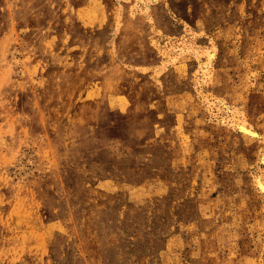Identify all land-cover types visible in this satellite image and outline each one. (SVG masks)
I'll list each match as a JSON object with an SVG mask.
<instances>
[{
    "label": "rangeland",
    "instance_id": "374dc122",
    "mask_svg": "<svg viewBox=\"0 0 264 264\" xmlns=\"http://www.w3.org/2000/svg\"><path fill=\"white\" fill-rule=\"evenodd\" d=\"M136 4L0 0V264H264V0Z\"/></svg>",
    "mask_w": 264,
    "mask_h": 264
},
{
    "label": "bare ground",
    "instance_id": "6f19581e",
    "mask_svg": "<svg viewBox=\"0 0 264 264\" xmlns=\"http://www.w3.org/2000/svg\"><path fill=\"white\" fill-rule=\"evenodd\" d=\"M136 2H137V4H136V8H137V10L139 9L140 10V6H142L141 8H142V10L144 9V13H147V11H148V7H146L147 6V4H148V2H150V0H136ZM138 3L140 4V5H138ZM192 32V31H191ZM193 35H195L194 33H193ZM194 38V37H193ZM192 41V40H191ZM178 43V42H177ZM194 44V43H193ZM212 46V45H211ZM192 45L191 44H187V42H186V40H183V41H181V43H178V44H176V45H173V47H171V49L170 48H168V49H170V51H174V53L178 56V54L180 55L181 53H184V52H186V51H191V49H192ZM200 48V47H199ZM194 49V48H193ZM199 51H200V49H199ZM216 50H215V47L213 46V47H211V48H209V49H207V51L205 52V56H206V61L205 62H203V64H202V62H201V64L202 65H200L199 66V74H201L200 76L202 77L200 80H199V82H200V86H201V84L202 83H206L205 82V77L207 76V73H208V71H209V69L212 67V63H213V60H214V58H215V54H216V52H215ZM177 52V53H176ZM201 52V51H200ZM194 53H195V55L196 56H199V55H201L199 52H197L196 50L194 51ZM171 55V54H170ZM204 55V54H203ZM177 56H173V57H171L169 60H168V63H174L175 62V60H176V57ZM193 56V55H192ZM167 61V60H166ZM165 61V62H166ZM162 65V64H161ZM159 66V68L160 69H157V74H159L163 69H164V67L167 65L166 63L165 64H163V66ZM211 66V67H210ZM196 74H198V73H196ZM211 74V73H210ZM209 77H210V75H208ZM205 85V84H204ZM201 88V87H200ZM199 90V89H198ZM199 92V91H198ZM201 93V92H200ZM221 103V102H220ZM219 103V104H220ZM226 103V102H225ZM209 104H211V103H209ZM212 104H214V103H212ZM216 104V103H215ZM218 104V103H217ZM216 104V105H217ZM224 104V103H223ZM222 105V104H221ZM218 106V105H217ZM222 107V106H221ZM221 107H219L218 108V110H221L222 111V108ZM228 107V106H227ZM232 110V109H231ZM236 110V109H235ZM233 111V110H232ZM232 111H230V115L232 116V118L235 120V121H237L238 123H240V125L243 127V129L244 130H247V131H245L246 133H244V131L242 130V133H244V134H249V131L250 130H252L251 129V125H249V127L247 126V123L245 122V121H240V119L238 120L237 119V117H236V115L234 114V111L232 112ZM232 112V113H231ZM228 113V112H227ZM236 114H238L237 112H235ZM229 115V114H228ZM224 117V116H223ZM223 119V118H222ZM221 119V120H222ZM227 120H229V117L227 118ZM232 121V120H231ZM227 123V122H226ZM225 124V123H224ZM229 126H230V124H231V122L230 123H227ZM232 125V124H231ZM235 125V124H234ZM236 126H237V124H236ZM232 127V126H231ZM242 127H240V128H242ZM240 130V129H239ZM250 132H252V131H250ZM253 135V134H252ZM260 155H262V154H260ZM261 157V156H260ZM259 161H261V159L259 160ZM262 163L264 164V154L262 155ZM255 174V173H254ZM254 181L256 182V184L255 185H257L259 188H260V192L259 193H261V192H263L264 193V181H263V179L261 178V176L258 174H255L254 175ZM262 179V180H261ZM262 194V193H261Z\"/></svg>",
    "mask_w": 264,
    "mask_h": 264
}]
</instances>
